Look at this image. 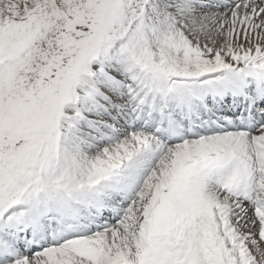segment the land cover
Segmentation results:
<instances>
[{
    "label": "snow or ice",
    "instance_id": "1",
    "mask_svg": "<svg viewBox=\"0 0 264 264\" xmlns=\"http://www.w3.org/2000/svg\"><path fill=\"white\" fill-rule=\"evenodd\" d=\"M0 264H264V0H0Z\"/></svg>",
    "mask_w": 264,
    "mask_h": 264
}]
</instances>
